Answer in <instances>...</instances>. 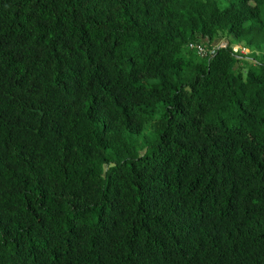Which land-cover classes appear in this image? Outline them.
I'll return each instance as SVG.
<instances>
[{
	"label": "trees",
	"instance_id": "obj_1",
	"mask_svg": "<svg viewBox=\"0 0 264 264\" xmlns=\"http://www.w3.org/2000/svg\"><path fill=\"white\" fill-rule=\"evenodd\" d=\"M0 264H264V0H0Z\"/></svg>",
	"mask_w": 264,
	"mask_h": 264
},
{
	"label": "built area",
	"instance_id": "obj_2",
	"mask_svg": "<svg viewBox=\"0 0 264 264\" xmlns=\"http://www.w3.org/2000/svg\"><path fill=\"white\" fill-rule=\"evenodd\" d=\"M223 47H225V44H224V43H223V44H216V45H213L211 49H207V48H205V47L202 46V45H194V44H192V45H189V46H188V49H189V50H192V51H195L196 54H197L199 57H201V58H210V57H213V56L215 55V52H216L217 49H219V48H223ZM233 52H234V53H238V52H240V53H242L243 55L248 54V52H247L246 50H242V49H240L239 47H235V48L233 49Z\"/></svg>",
	"mask_w": 264,
	"mask_h": 264
},
{
	"label": "rangeland",
	"instance_id": "obj_3",
	"mask_svg": "<svg viewBox=\"0 0 264 264\" xmlns=\"http://www.w3.org/2000/svg\"><path fill=\"white\" fill-rule=\"evenodd\" d=\"M223 6H224V4H223ZM214 45H216V44H214ZM152 131V128L150 127L149 129H148V132H151Z\"/></svg>",
	"mask_w": 264,
	"mask_h": 264
}]
</instances>
